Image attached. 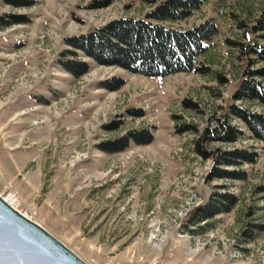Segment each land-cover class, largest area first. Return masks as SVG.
<instances>
[{"label":"rangeland","instance_id":"obj_1","mask_svg":"<svg viewBox=\"0 0 264 264\" xmlns=\"http://www.w3.org/2000/svg\"><path fill=\"white\" fill-rule=\"evenodd\" d=\"M149 1L0 0V196L11 185L21 210L86 264H264V143L231 112L264 115L233 98L243 79L264 83V30H252L264 0H202L184 20L153 22L179 31L212 22L194 63L203 71L147 78L77 52L90 69L73 78L58 64L66 38L145 19L165 0ZM14 18L27 23L8 25ZM105 81L120 88L101 89ZM130 132L150 142L99 150ZM237 149L256 162L218 163ZM219 170L246 178H213ZM214 193L237 203L190 236L188 216Z\"/></svg>","mask_w":264,"mask_h":264},{"label":"trees","instance_id":"obj_2","mask_svg":"<svg viewBox=\"0 0 264 264\" xmlns=\"http://www.w3.org/2000/svg\"><path fill=\"white\" fill-rule=\"evenodd\" d=\"M94 3L91 8L98 9L109 5L110 0ZM153 3V0L149 1ZM15 3V2H14ZM202 0H165L157 5L145 19L122 18L111 21L85 35L71 36L64 40L68 48L61 54L59 65L63 72L73 78H80L88 73L89 64L76 57L79 52L83 58L92 60L98 66L116 67L134 75L147 78H165L176 73L203 71V67L194 69L195 60L207 50V42L217 30L212 22H205L192 29L179 31L166 28L153 22L178 21L188 18L198 10ZM17 6L32 3H15ZM26 24L21 18H14L12 24ZM252 30H264V10L258 17ZM264 54V49L257 51ZM262 76L264 70L259 72ZM101 89L115 91L120 85L114 82H101ZM235 100L257 102L264 106V83H256L243 79L233 95ZM187 102H184L186 105ZM234 117L243 122L252 138L264 143V115L249 110L231 107ZM135 132L115 141L101 144L98 148L104 153H119L128 148L130 142L142 145L150 142V138H142ZM240 132L236 131L225 141L236 142ZM197 151H200L199 148ZM229 156V158L224 157ZM219 164H253L257 160L254 152L234 150L221 153L217 157ZM212 177L220 180H244L246 175L239 171L219 170ZM237 203V198L230 193H214L208 201L196 207L188 216L184 230L190 236L204 235L214 227L213 221L219 215L230 212Z\"/></svg>","mask_w":264,"mask_h":264},{"label":"water","instance_id":"obj_3","mask_svg":"<svg viewBox=\"0 0 264 264\" xmlns=\"http://www.w3.org/2000/svg\"><path fill=\"white\" fill-rule=\"evenodd\" d=\"M0 264H86L0 196Z\"/></svg>","mask_w":264,"mask_h":264},{"label":"built area","instance_id":"obj_4","mask_svg":"<svg viewBox=\"0 0 264 264\" xmlns=\"http://www.w3.org/2000/svg\"><path fill=\"white\" fill-rule=\"evenodd\" d=\"M4 197L7 198L14 205L15 209L11 206L14 210L18 211L25 218H27L26 216H29L27 214V212H24V211L21 210V206L24 204L23 199L18 195V193H16L13 190L11 185L7 186L5 195L2 196L1 198L4 199ZM29 218H32V219H29V220L34 221L33 216L32 217L29 216Z\"/></svg>","mask_w":264,"mask_h":264},{"label":"bare ground","instance_id":"obj_5","mask_svg":"<svg viewBox=\"0 0 264 264\" xmlns=\"http://www.w3.org/2000/svg\"><path fill=\"white\" fill-rule=\"evenodd\" d=\"M1 197H2V196H1ZM3 200H5L6 203H7L8 205L12 206V207L15 209L14 205H13V204H12L7 198L4 197ZM7 201H8V202H7ZM26 217H27V219H30V218H28V216H26Z\"/></svg>","mask_w":264,"mask_h":264}]
</instances>
